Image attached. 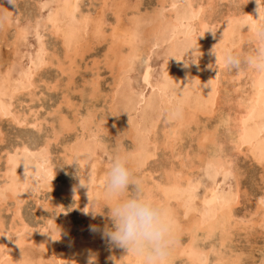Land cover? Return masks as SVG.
I'll return each instance as SVG.
<instances>
[{
    "label": "bare ground",
    "instance_id": "bare-ground-1",
    "mask_svg": "<svg viewBox=\"0 0 264 264\" xmlns=\"http://www.w3.org/2000/svg\"><path fill=\"white\" fill-rule=\"evenodd\" d=\"M82 1L40 2L39 15L31 26L38 38V48H35L29 57V65L19 70L11 67L5 69L3 73L0 72V105L3 107L0 111L1 121L6 119L17 127H28L37 132L43 130L41 119L34 115L35 117L29 121L26 114L15 111L13 101L20 100L19 96L25 94L30 97V101L37 98L34 92L37 88L34 77L47 66H53V57L48 54L43 40L41 41V37L38 36L40 28L49 36L57 38L63 47L64 61L58 58L55 61L61 74L72 73L71 66L64 67L65 62L70 61L71 56L72 62L75 60L73 56L82 50L80 34L93 22L92 17L79 8L78 2ZM89 1L92 3L95 0ZM139 1L135 0L132 5H128L126 0H115L113 16L116 19L113 25L116 28L112 27L107 37L106 31L102 30L100 21L102 19L99 18L98 21L95 19L93 22L92 38H95L93 40L98 41L97 39L102 38L101 40L107 42L106 52L112 54L113 60L109 59L108 64L112 67L111 62L116 61L119 68L115 69L117 72L113 76V85L109 93L101 96L97 90V79H90L91 87L87 96L90 99L99 96L107 98L115 112L112 114L118 121L124 122L123 136L128 138L131 148L120 149L116 146L120 150L117 151L127 156L129 167L148 193L169 210L176 241L172 249L174 264L177 260L181 262L178 264H243L245 260L252 259V244L250 251L247 252L235 250L231 245L242 232L246 239H249L248 242L251 235L257 232L264 236V205L261 204L264 191L259 197H254L255 209L251 214L239 218L235 215L242 195L246 196L245 191L244 193L241 191L242 174L234 161L237 159L226 153L225 144L217 139L216 129L222 128L226 132L228 140L226 142L237 156L251 158L260 165L262 170L260 181L264 184V164L261 163L264 161V73L252 70L247 65L244 72L239 70V73L235 72V75L229 76L228 68L224 66L226 50H232L239 56L244 55L245 58L255 54L257 50V43L251 39V31L258 23L254 20L258 18L256 0H248L243 5L245 6L243 11L227 10L219 18L214 16L216 0H157L158 6L145 14L139 12ZM105 2L99 3L100 6L105 5ZM127 8L132 13L128 20L130 29L118 27L119 20ZM248 17L253 19H246ZM143 40L157 54L156 57H159L161 68L157 77L150 81L146 67L141 78V86L147 88V91L139 93L123 73L132 69L134 61L141 59L138 55L140 51L138 43ZM243 44L251 46L244 52ZM144 62H147V59H144ZM239 76H244L243 82H239ZM222 79L225 80L223 90L225 94L232 92L231 95L228 93L230 98L228 96L225 98V104L232 102L233 108L227 107L226 112H220L218 109L213 131L201 132L200 118L206 116L208 119L218 112L216 110L220 102ZM231 80L238 84L235 85V82L232 84ZM49 83L44 84L47 89H57L55 84L50 86ZM236 93L237 96L232 97V94ZM53 112L58 114L56 110ZM84 115L73 121L63 118L50 123L47 121L48 124L55 122L57 126L52 125L50 137H47L44 143L34 147L30 141L23 140L5 151L4 166L0 171V210L3 205L10 204L13 208L11 211L13 217L11 215L7 227L0 218V264H45L42 258L34 260L31 255L28 256L30 252L26 254L25 251L32 249L25 246H30L33 250H36L34 249L36 247L52 249V252L55 250L50 264H89L92 257L95 258L93 264H136L134 258L127 256L126 250L121 247L117 246V253L114 252V248L108 251L105 248L106 237H102L101 231L99 232L97 228L90 230V226H81L75 231L67 213L60 209L59 196L63 198L69 196L75 200L76 210L87 217L88 222V218L93 216L90 208L93 201H102L106 205L110 203L104 191L106 174H100L99 177L94 167L88 165L95 155L97 144L100 143L98 131L105 121L101 120V125L97 122L95 124L97 130L95 131L92 126L94 131H91L92 127L87 128L93 124L91 110L87 109ZM114 122L117 121L114 119ZM75 125L80 127V132L70 143L64 145L63 159L70 167L75 163L77 172L72 178L57 182L55 176L60 168L51 161L49 146L52 140L58 141L60 135H66L68 131L74 130ZM186 139L196 142L198 152L193 153L194 155L188 152L178 153L176 160L180 163L178 167L181 168L175 169L176 165L171 164L168 165L169 170L166 168L162 170V179L159 177L160 172L157 175L159 180L157 177L156 180L150 177L153 176L150 174L152 169L147 170L145 167L152 161H157V153L172 152L174 147ZM203 151L205 153L201 154ZM199 154L204 156L199 157ZM195 157L198 159L196 164L193 161ZM162 160L164 163L167 159L163 157ZM199 169L208 176L211 184L206 185L199 203L196 204L200 195L196 194L199 182L195 179L197 174L193 171ZM144 172L149 174L145 175ZM218 177L222 180L235 177L234 189L229 187L228 191H225L218 188L216 183ZM149 180L151 182H148ZM42 190L52 191L47 208L56 210H53L54 213H51L41 226H30L22 220L20 210L26 200H38L35 197ZM38 204L37 207H41L40 203ZM60 212H63L61 216ZM255 228L258 231L252 233ZM182 237L186 239L181 241ZM262 250L264 252V248ZM257 264H264V255Z\"/></svg>",
    "mask_w": 264,
    "mask_h": 264
},
{
    "label": "rangeland",
    "instance_id": "rangeland-1",
    "mask_svg": "<svg viewBox=\"0 0 264 264\" xmlns=\"http://www.w3.org/2000/svg\"><path fill=\"white\" fill-rule=\"evenodd\" d=\"M45 1H50L52 3V0H0V72L3 73L6 71L5 69H7V68L9 69L11 67L14 70H19V69H21V67L27 68V66L29 65V57L36 50L35 48H38V42H37L38 38L35 34V30L32 29L31 26H32V23L34 24L35 18L39 15V11H40L39 7L41 4L40 2H45ZM101 1L102 2L106 1L105 5L100 6L99 3H102ZM105 1L95 0V1H92V3H93L92 4L89 0H83L82 2H78V3H80L79 8L84 13H88L92 17L93 22H95V19H96V21H98L99 18L102 19V20H100L102 23V30L104 32L105 31L107 32V33L105 32V37H107L109 30L112 27L116 28V26L113 25L114 19H116L113 16V12L115 11L114 7L116 4H115V0H105ZM126 1H128V5H132L135 2V0H126ZM214 2L216 5V6L214 5V9H215V11H214L215 15L214 16H215V18L217 16H218L217 18L221 17L223 15V13L226 12L227 10L228 11H233V10L234 11H243L244 7H245V6H242V8H240V7L237 8V6H235L232 3V0H224V1L216 0ZM157 6H158L157 0H140L138 3L139 12L141 14L150 13L153 10V8L155 9ZM35 9H37V10H35ZM98 15H99V17H98ZM131 16H132L131 10H129L128 8L125 9V12L122 15V19L119 20L120 25L118 27L130 29L131 25H130V22L128 20L130 19L129 17H131ZM4 19H5V21H4ZM93 22H91L80 34V37H82L80 39L81 40L80 42H82V50L80 52H78L77 55L73 56V59L75 58V60H73V62H72V56H71L70 57L71 60L70 61L67 60V62H65V66L63 64V66L65 68H68V66H71V69H72V71H71L72 73L66 72L64 75L61 74L58 66H56V64H55L56 63L55 61H57V58L59 60L61 59L60 61H62L63 57H64L63 47L60 46L61 43L54 36H49L46 33V31L44 32L43 28H42L43 31L41 28L38 30V32H37L38 36L41 37V39H40L41 41L43 40L42 43L45 44L46 51L48 52L49 55L51 54V56L53 57L52 62H53L54 67L53 66H47L45 69L40 71L38 73V75H36L34 77V80L36 81V87H37L34 90V92H35V95L37 96V98L35 97V98H33L32 101H30V97L27 96V94H25L22 97L19 96L20 100H17L16 102L13 101V104L15 103L14 104L15 111L18 113L20 112V113L26 114L29 118V121L32 120L33 117H35L34 115H36L37 118L41 119L42 120V122H41L42 126L41 127L43 128V130H41L40 132H37V131H35L31 128H28V127H17L6 119H2V121L0 120V171L2 170V168L4 166L3 159L5 156V151L7 149L9 150L14 145H17L18 144L17 142L20 143L23 140L24 141H30L29 143L30 144L33 143L32 144L33 146L34 145L35 146L40 145V144L44 143V141L47 137L48 138L50 137L52 125L57 126V124L55 122H53V124H48L47 121L50 123L52 121H57L58 118H63V119H67L69 121H73V120H75L81 116H85L84 114L87 112V109L91 110L92 122H93V124L90 127L89 126L87 127L88 129H90L92 126H94V128H95V124L97 122H99V124L101 125V123H100L101 120H104L106 122V124H105V122L102 123L103 125H101L100 130L98 131V133H99V135H98L99 139L98 140L100 143H98L99 145L97 144L95 155L92 157L93 159L91 158L92 160L90 159L89 164H88L89 166L91 165L94 167L96 174L98 176L100 174H104V173L106 174L107 173L109 166H110V163H111L110 158L114 154L119 153L118 152V151H120V150H118L119 148L120 149H122V147L125 149L131 148L130 147L131 146L130 141L128 140V138L123 136V132H124V130H123L124 124L123 123L124 122L118 121L116 119V116L113 115L115 112H114V110H112L111 102L107 98H103L100 96H99L100 98L97 97L96 99H90L87 96L88 91L90 90V87H91V86H89V82L91 81L90 79H95V80L97 79L96 80L97 87H98L97 90H98V92H100L101 96H103V94L109 93L111 91L112 85H113V78H114L113 76H114V74H116V72H117L116 70L119 68V64L116 61H115V63L111 62L112 67H111V65L108 64V63H110V62H108L109 59L110 60L112 59V54L106 52L107 51V42H105L104 40H101L102 38L97 39L98 41L93 40V39H95V38H92V32L94 29ZM26 26H28V27H26ZM16 28L18 29L20 34ZM23 33H24V36H23ZM83 36H84V39H83ZM24 40H26V41H24ZM138 45H139L138 48L140 49V51L138 52V55H140L141 59L139 61L138 60L134 61L135 63L132 64V66H131L132 69L124 72L123 75L127 76V79L129 80L130 84L133 87L135 86L137 88V90H139L138 91L139 93H142V92L146 93L147 88H144L141 86L142 75L144 74L146 67H148V72L150 75V81L155 79L157 77V74L159 73L160 68H161V63H160L161 61H160L159 57L158 58L156 57L157 54L154 53V51H152L149 48L147 42H145L143 40L141 43H138ZM250 46H251L250 44H243L242 50L245 52L250 48ZM122 51H124V50H122ZM106 56H107V58H106ZM16 58H17V60H16ZM240 58H241V63H240L239 68H228L229 76L235 75L237 72L239 73V70L241 72H244V70L246 69V67H247L246 58L244 57V55H241ZM144 59H147V62L143 63ZM18 60H20V61H18ZM111 61H113V60H111ZM18 62H20L22 65H20V63H18ZM105 62H106V64H105ZM152 64H153V67H152ZM143 66H144V68H143ZM151 68H153V69H151ZM154 72H155V74H154ZM68 73H69V75H68ZM70 74H72V76ZM238 80H239V82H243L244 76L243 77L239 76ZM133 81H134V83H133ZM231 82H232V84H234L235 80H233V81L231 80ZM45 83H49L50 86H54V84H55L57 86V89H55V90L50 89L49 90V89H47V86L44 85ZM235 83H236L235 85L238 84L237 82H235ZM224 85H225V80L222 79L221 85H220V88L222 90L220 89V91H219L220 102L218 103L217 110H216V111H218V109H220V112H224V111L226 112L227 107L230 108L232 106L231 105L232 102L228 103L227 105L225 104V98L227 96H228V98H230L231 97L230 93H232V92H230V93L228 92L230 95L228 93L225 94V92L223 91ZM108 96H110V95L108 94ZM234 96L236 97L237 93H236V95L232 94V97H234ZM28 99H29V101H28ZM29 102H30V104H27ZM232 108H233V106H232ZM55 110L60 115V117H57L58 114L53 112ZM227 111H228V109H227ZM218 113H219V111L215 113L216 115H212V116H210L211 118H208V119H206V116L203 118H200L201 123L199 126V130H201V132L202 131L206 132V131H210V130L213 131L214 127L216 126L215 122L217 121L216 117H218L217 116ZM110 115H112V116H110ZM114 119L117 122H114ZM206 121H208V122H206ZM75 127L76 128L74 130H71V131H68L67 133H65L66 135H63V136L60 135L58 138L59 140L57 139L58 141L52 140L50 143V146H49V150L51 152V161L55 165H58L59 166V167L57 166L58 168H60L59 173L55 176L57 182L66 181L67 179H70V177L72 178V176L77 172V168H76L77 165L75 163H73L72 167H70V166H68V164L63 159L64 158V156H63L64 145L68 144V142L70 143L74 139L75 135L80 132V127L78 125H75ZM92 128L90 130L94 131V128L93 129ZM193 129H194V127H193ZM96 130L97 129L95 128V131ZM224 132L225 131L222 128L216 129V133H218L220 135L219 136L218 134H216L217 139H219V142H221L222 144H225L224 145L225 146L224 151L226 153H228L229 155L234 156L235 159H237V161L236 160H234V161L237 164V167L240 169L241 174H242V177L240 180L241 191L243 193L245 191V195H246L245 196L246 198L244 197V195H242L240 202H239L240 205H238L236 207L235 215L238 216V218L242 217V216L247 217L255 209L253 199H255L256 197H259L261 195V193L264 191V188H263L264 184L260 181V175H262V170H261L260 165L256 164V161L252 160L251 158L243 157L242 155L237 156V154H235L233 151H231V146H229L228 142H226V141H228L226 139V136H227L226 132L225 133ZM222 133L225 135H223ZM190 141L191 140L186 139L184 142L179 143L176 147H174L175 149H173L172 152H170V151H159L160 153L159 152L157 153L158 159L155 157L157 161H155V162L152 161L151 164L149 163L145 167L147 170H149V168H151L153 170L152 171L150 169L151 172L149 171L150 174L153 175V176L150 175V177H152V178L154 177L155 178L154 180H156V177H157V180H159V177H160V179H162V176H161L162 170L163 169L169 170L170 167H168V165L171 166V164L173 166L176 165V166H174L176 169L178 167V165H180V163H178V161L176 160L178 153L184 154V152H188V154L189 153H191L192 155L196 154V152H198V151H196V142L194 143V142H190ZM116 146L119 148H117ZM207 152L208 151H206V153ZM108 153H109V155H108ZM203 153H205V152L203 151L201 154H203ZM111 154H112V156H110ZM201 154H199V157L204 156ZM161 157L162 158L164 157L167 159L166 162H164L166 164L163 163V160ZM247 159H249V160H247ZM193 161H194V163L195 162L197 163L198 159L195 157V159L193 158ZM157 167H158V169H157ZM155 169H157V173H156ZM186 170H184V171H186ZM173 171H174V169H173ZM159 172H160V175H159ZM193 172H194V174H197L195 179L198 180V182H199V187H198V190L196 192L197 196L200 194L196 200V204H198L199 200H200V196L203 195L205 188L207 187L206 185H210L211 181L209 180L208 176L205 175L203 170L199 169V170L193 171ZM144 174L147 175L149 173L144 172ZM157 175H159V177ZM201 175H203V176H201ZM220 180H222V179H220L219 177L216 180L218 188L225 190V191H228L229 187H230V189H234V186H235L234 182H236L235 177H229V179L227 178L225 180H222L221 182H220ZM148 182H151V181L149 180ZM222 182H223V184H222ZM259 189H260V191H259ZM52 194L53 193L50 190H42L41 193L37 194L36 195L37 197H35V198H38V200L37 199L26 200V202L22 205V208L20 210L22 220H24L30 226H34V227L39 226V225L41 226L44 223L45 219L49 218L51 216V213H54L53 210L54 211L56 210L55 208L54 209H48L47 208L48 207L47 203L50 200V196ZM59 200L61 202L60 209L63 212L67 213L69 220H70L69 222L73 225V227H75V231L80 229L81 226H83V227L90 226V230L93 229L92 226H95V228H97V230L99 232L105 227V225L111 227V221H109L108 216H107V211H108L107 208L103 209L102 207H96L95 211L101 212V213H98V214L93 215L92 217H89L88 218L89 223H88V222H86L87 217H84L83 215L80 214V211L76 210L75 200H73L69 196H67V197L64 196V198H63V196H59ZM38 203H40V205H41V207H39V208L37 207V206H39ZM101 204L106 206V204L102 201H101ZM6 208H7V210H5ZM1 210H0V218L3 222V225L5 227H7L11 221V218L13 217V215H12L13 212H11V211H13V208L11 207L10 204H8L6 206L3 205V208H1ZM63 212L59 213L60 216L63 214ZM11 215H12V217H11ZM81 216L84 218H82ZM107 221H109L108 224H107ZM76 227H77V229H76ZM257 231L258 230L256 229V230H252L251 232L256 233ZM243 234L244 233L242 232L241 235H239L235 238V243L232 244L231 247L234 248L235 250H238V251L243 250L244 252H247V251H250V247L253 246L251 248L252 249V259L250 258L248 260H245L243 264H257L259 259L264 255V252L262 250V248H264V236L262 233L257 232V234L251 235L250 242H248L249 239L247 240ZM185 239H186V237H182L181 241H184ZM105 242H106L105 248L108 249V251H109V249L111 251L114 248V252L117 253V251H118L117 246H115L114 244L109 242V240L107 238H105ZM206 245H208V244H206ZM25 248H31L33 250V248L30 246H25ZM34 249H36V250L32 251V250L28 249L25 252H26V254H28L30 252L28 254V256L31 255L34 258V260L35 259L40 260L42 258L44 260L45 264H50L52 262L53 255H54L53 253H55V250H53V252H52V249L41 248V247H36ZM259 250H262V251L260 252ZM38 251L41 253H39ZM44 257H47V258H44ZM252 260L256 263H254ZM178 263H181V262L179 260H177L176 264H178Z\"/></svg>",
    "mask_w": 264,
    "mask_h": 264
},
{
    "label": "clouds",
    "instance_id": "clouds-1",
    "mask_svg": "<svg viewBox=\"0 0 264 264\" xmlns=\"http://www.w3.org/2000/svg\"><path fill=\"white\" fill-rule=\"evenodd\" d=\"M247 2L232 0L240 8ZM256 4L258 18L254 20L258 23L251 31V39L258 47L246 62L252 70L264 73V0H256ZM240 63L239 54L225 51L226 68H239ZM104 191L110 203L105 206L100 201H93L90 206L93 215L101 213L94 211L96 207L108 210L111 227L105 225L101 230L102 237L125 249L126 255L134 258L136 264H174L172 249L176 241L169 210L148 193L129 167L126 155L116 153L111 157ZM93 230H96L95 226ZM94 259L90 258L89 264H93Z\"/></svg>",
    "mask_w": 264,
    "mask_h": 264
},
{
    "label": "snow or ice",
    "instance_id": "snow-or-ice-1",
    "mask_svg": "<svg viewBox=\"0 0 264 264\" xmlns=\"http://www.w3.org/2000/svg\"><path fill=\"white\" fill-rule=\"evenodd\" d=\"M246 19L251 20L252 18L248 17ZM2 110H3V107H2V105H0V111H2ZM261 163L264 164V161H261ZM261 204L264 205V199L261 200Z\"/></svg>",
    "mask_w": 264,
    "mask_h": 264
}]
</instances>
